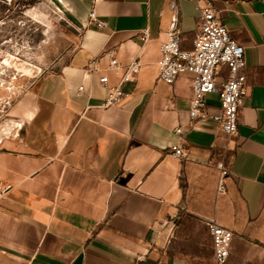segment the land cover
<instances>
[{
  "label": "crops",
  "instance_id": "0c3cea01",
  "mask_svg": "<svg viewBox=\"0 0 264 264\" xmlns=\"http://www.w3.org/2000/svg\"><path fill=\"white\" fill-rule=\"evenodd\" d=\"M52 1L81 31L26 96L19 131L0 141V184L9 187L0 198V264H213L206 218L234 232L228 264H264V0H211L244 46L247 95L233 136L190 118L189 72L172 84L159 79L171 0ZM176 2L181 46L191 49L200 13ZM93 10L105 26L90 19ZM107 50L119 70L108 69ZM135 60L138 74L122 82ZM93 61L96 73L87 69ZM228 73L220 66L216 81ZM101 74L129 96L104 107ZM207 105L219 111L215 94ZM180 144L188 151L178 158L170 147Z\"/></svg>",
  "mask_w": 264,
  "mask_h": 264
},
{
  "label": "built area",
  "instance_id": "2783aa9c",
  "mask_svg": "<svg viewBox=\"0 0 264 264\" xmlns=\"http://www.w3.org/2000/svg\"><path fill=\"white\" fill-rule=\"evenodd\" d=\"M184 1L194 3L200 13L193 47L186 50L181 46L180 11L176 0H171L169 7L172 15L166 30L165 40L160 45V59L157 63L160 72L159 79L172 84L183 72H189L192 75L193 89L190 98V118L192 120L211 119L219 124L225 135H236L240 110L244 106L247 95L244 46L230 35L211 0ZM90 19L97 21L99 27L105 26L104 22L97 20L95 10L90 13ZM147 38L148 32L145 31L141 39L146 41ZM104 55L109 60L108 69L111 71L119 70L120 63L114 51L107 50ZM222 65L228 66L229 73L224 81L217 82L216 75ZM87 69L91 73L99 71L95 61L91 62ZM139 69L140 63L137 60L132 61L122 76V82L134 79ZM99 82L107 90L103 102L104 107L115 105L129 96L122 90L121 84L113 85L106 74L99 76ZM78 90L82 91L83 87H79ZM211 94H215L219 100L217 113L208 111L207 97ZM174 133L182 136L184 130L182 127H178ZM170 149L172 155L178 158L185 156L188 151V148L183 144L172 145ZM217 167L219 170L218 192L224 194L226 192L225 180L229 176V169L224 161L219 162ZM8 190L9 187L0 184V198ZM204 223L212 238L213 264H228L234 232L218 224L214 218H206ZM137 264L142 263L138 262Z\"/></svg>",
  "mask_w": 264,
  "mask_h": 264
},
{
  "label": "rangeland",
  "instance_id": "374dc122",
  "mask_svg": "<svg viewBox=\"0 0 264 264\" xmlns=\"http://www.w3.org/2000/svg\"><path fill=\"white\" fill-rule=\"evenodd\" d=\"M80 31L52 0H0V131L12 122L0 141L17 132L13 121L24 119L20 109L26 96L41 76L59 68ZM8 54L27 70L1 64Z\"/></svg>",
  "mask_w": 264,
  "mask_h": 264
},
{
  "label": "bare ground",
  "instance_id": "6f19581e",
  "mask_svg": "<svg viewBox=\"0 0 264 264\" xmlns=\"http://www.w3.org/2000/svg\"><path fill=\"white\" fill-rule=\"evenodd\" d=\"M4 54V53H3ZM14 55H11V54H8L6 57H5V59H4V61L3 62H1V64H3V65H8V66H12V65H14V66H16V68L17 69H22L23 71H26L27 70V68L24 66V65H18V63L17 62H15L14 60H12L14 57H13ZM15 62V63H14ZM10 123H12V122H8V123H6V125H5V127L3 128V130H1L0 132L2 133V135H6V134H9V132H10V130H11V125H10ZM13 124H15L14 126H18V127H21V124L19 125V124H17L16 122H14L13 121ZM1 128V127H0ZM13 129V128H12ZM0 133V134H1ZM12 133V132H11ZM7 137V136H6Z\"/></svg>",
  "mask_w": 264,
  "mask_h": 264
}]
</instances>
